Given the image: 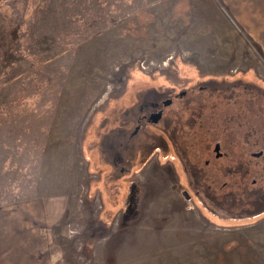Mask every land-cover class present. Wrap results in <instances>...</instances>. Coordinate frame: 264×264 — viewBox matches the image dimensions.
<instances>
[{
    "label": "rangeland",
    "instance_id": "1",
    "mask_svg": "<svg viewBox=\"0 0 264 264\" xmlns=\"http://www.w3.org/2000/svg\"><path fill=\"white\" fill-rule=\"evenodd\" d=\"M143 95L183 147L132 165ZM206 136L250 164L230 194L189 170ZM261 148L264 0H0V264H264Z\"/></svg>",
    "mask_w": 264,
    "mask_h": 264
},
{
    "label": "flooded vegetation",
    "instance_id": "2",
    "mask_svg": "<svg viewBox=\"0 0 264 264\" xmlns=\"http://www.w3.org/2000/svg\"><path fill=\"white\" fill-rule=\"evenodd\" d=\"M186 91H182L180 95L174 98L184 96ZM158 95H143L138 96L135 104H130V164L134 165L136 161L140 163L146 162L156 150L157 147L160 149V153L166 154V143L164 142L167 136L172 137V133L176 134L177 140L172 144L173 149L180 152L183 146L181 144V133L185 128L179 125V119L173 117H167L169 110L172 107L175 99L166 98L162 96L157 98ZM160 97V96H159ZM164 97V98H163ZM183 105H181L182 107ZM180 107V108H181ZM176 111L179 112V109ZM202 111L195 112L196 116H200ZM169 120V122H167ZM230 122V121H229ZM159 133L160 137H156L152 130ZM210 131V128L208 127ZM196 131H198L196 129ZM208 131V133H209ZM259 135V134H258ZM210 139H212L210 141ZM209 141L205 146L202 144L197 152H194V159H189L191 174L200 184L205 183L208 189L217 191L218 193L230 194V177L231 173L239 168L238 176L239 182H243L247 178V167L250 164L244 163L239 160V166L234 167V164L227 163L226 159L230 157V154L225 150L224 143L222 140H214L213 137H208L203 140ZM214 140V141H213ZM261 138L256 140V145H259ZM214 143V146H212ZM262 151V154L256 156L255 153ZM150 155V156H149ZM229 155V156H228ZM264 156V149L251 151V158H260ZM193 157V156H192ZM263 168V167H262ZM131 169V168H130ZM256 183V178L253 180ZM218 184V187H217ZM198 192V189H197ZM186 197L190 194L187 191L183 192ZM207 194V193H206Z\"/></svg>",
    "mask_w": 264,
    "mask_h": 264
},
{
    "label": "trees",
    "instance_id": "3",
    "mask_svg": "<svg viewBox=\"0 0 264 264\" xmlns=\"http://www.w3.org/2000/svg\"><path fill=\"white\" fill-rule=\"evenodd\" d=\"M125 129V128H124ZM130 130V128H126V130L125 131H122L121 132V130H118L117 132L119 133V134H121L122 135V137H124L125 139H126V141L128 142V143H130V134H128V131ZM169 137V136H168ZM172 140L173 141H176V134H173L172 135ZM168 142H169V140H168ZM126 143V142H125Z\"/></svg>",
    "mask_w": 264,
    "mask_h": 264
},
{
    "label": "water",
    "instance_id": "4",
    "mask_svg": "<svg viewBox=\"0 0 264 264\" xmlns=\"http://www.w3.org/2000/svg\"><path fill=\"white\" fill-rule=\"evenodd\" d=\"M262 154V151L258 152V153H255L256 156H259Z\"/></svg>",
    "mask_w": 264,
    "mask_h": 264
}]
</instances>
